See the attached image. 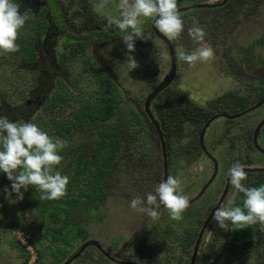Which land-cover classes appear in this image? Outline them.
<instances>
[{
  "label": "flooded vegetation",
  "instance_id": "1",
  "mask_svg": "<svg viewBox=\"0 0 264 264\" xmlns=\"http://www.w3.org/2000/svg\"><path fill=\"white\" fill-rule=\"evenodd\" d=\"M30 1L32 0H17L16 3L21 12H27L26 23L34 21L39 26L33 41L37 56L35 62L27 63L29 71L39 72L37 65L41 62L48 69L45 74L52 78L50 82L56 84L60 79L69 86L73 75L76 76L74 67L69 64L80 60L79 65L83 66L78 73L81 85H84L87 77L94 79L98 89L102 85L99 80L111 82L122 96L121 108L135 114L144 129L143 136L138 137L130 151L125 153L131 162L122 169L124 174L127 168L129 170L128 183L131 182L133 189L138 190V196L144 198L171 175L180 179L183 191L189 196V207L182 213V219L173 220L168 210L161 205L159 217L149 223L150 227L156 225L157 230L149 229L150 227L139 230L127 243L118 245V248L122 247L120 250L111 246L107 248L104 243L93 238L92 240L101 244L103 251L95 246L87 249L85 253L88 259L83 264H98L100 261L104 264H119V260L137 264H222L223 258H233L236 264L247 258L254 260V264H264V232L259 230L258 225L250 226L253 228L254 242L253 249L246 255L236 238L238 226L229 225L230 230L226 231L212 218L215 210L221 206H243V194L232 187L227 176L233 163L240 162L246 166L248 179L244 183L247 186L264 185V69L251 75H246L242 70L253 85L247 86L243 81V88L246 89L243 93L235 91L230 97L211 101L202 108L196 104L197 101L184 96V91L180 92L177 78L181 62L178 59L174 82L158 94L147 108L149 96L172 69L167 46L155 35L152 27L156 17L151 22L144 18V40H137L136 51L131 53L139 66L131 72L125 64L127 50L122 42L125 33L115 25L104 30L108 18H121L117 6L110 10L105 6L108 13L104 14L102 9L98 11L97 3L93 0H39L36 2L41 6L39 11L30 7L24 10L25 4ZM260 2L261 0H178V8L184 21L185 33L194 24L202 27L206 33L212 29L211 26L219 25L215 28L214 36H208L206 40L220 58L227 39H231L232 30L245 26L244 23L257 14ZM193 6L202 7L186 10ZM213 16H216L215 20L212 19ZM187 19H190L189 24H185ZM229 20L235 22L231 31H228ZM220 35L225 37L219 40L217 36ZM169 40L173 43L178 58L179 52H185V43L181 37ZM188 42H193L190 36ZM73 50L78 52L79 58L76 61L69 60L66 67L62 58L65 59ZM101 50H104V55H101ZM60 51H63L61 55ZM56 52L60 57L58 63H55L57 66H54L52 63ZM161 52L167 53L166 59L158 55ZM151 57L153 61L148 59ZM227 58L233 60L228 54ZM119 67L121 70L117 73ZM234 77L240 80L238 76ZM52 84L50 83L49 89ZM151 115L155 121L151 119ZM204 130L203 146L201 138ZM149 132L150 138L156 141V151L148 143ZM138 144L142 145L141 159L128 155L134 152V147ZM199 163L204 166L200 171L197 168ZM111 185L109 181L105 188L109 193ZM201 233L203 236L197 259L193 262L194 250ZM131 248L132 255L128 253Z\"/></svg>",
  "mask_w": 264,
  "mask_h": 264
},
{
  "label": "rangeland",
  "instance_id": "2",
  "mask_svg": "<svg viewBox=\"0 0 264 264\" xmlns=\"http://www.w3.org/2000/svg\"><path fill=\"white\" fill-rule=\"evenodd\" d=\"M37 1L39 0H32L29 3L25 4L24 10L28 9L29 7L35 11H39L40 5H37ZM95 3L98 4V0H93ZM119 3V0H118ZM117 5V0H108L106 6H108L109 10L114 8ZM36 6V7H33ZM103 13L107 14L108 9L103 8ZM258 12L253 18L248 19L244 24L243 27H237L236 29L232 30L231 39H227L225 50L221 52V57L218 58L216 56V52L214 50V58L208 61H197L194 65L190 66L183 60L181 62V70L178 74L177 85L180 87V92L184 96L191 97V99L197 101L196 104L204 108L207 104L211 101H219L220 98L225 96H231L232 93L235 91H242L246 89L243 88L245 84L253 85L243 73L242 70L246 75H251L253 72H258L260 69H264V3H260V6L257 8ZM99 11V8H98ZM100 12V11H99ZM114 14V13H113ZM103 15V14H101ZM205 15H203L204 18ZM234 17V16H233ZM152 18H145L147 21H152ZM216 16H213V20H215ZM193 22L195 19H191ZM190 23V19L185 21V24ZM234 20H229V28L228 31H231L232 25ZM219 25L211 26V30L209 33H206L205 40L208 36H214L215 28ZM223 29V26L221 27ZM26 36H35L36 29H32L30 27H24L21 30ZM223 30H221V34ZM54 34V33H53ZM185 31L181 34V37L184 39V42H188L186 38ZM168 37V36H167ZM221 37H225L224 35L217 36L219 40ZM169 38V37H168ZM215 38V37H212ZM233 38V39H232ZM170 39V38H169ZM61 40L59 41V43ZM190 42V41H189ZM188 42V43H189ZM205 46H210V43L206 40L204 41ZM201 47L200 44L196 42H191V44H185V52L190 53L191 51ZM181 52H184L182 50ZM63 51H60V55ZM74 54H78L77 51ZM152 55V52H150ZM228 56L232 57L233 60L227 58ZM59 53L56 52L53 57V65L55 66L58 63ZM79 57L75 58L76 60ZM150 61H153V58H148ZM80 61V60H79ZM79 61L74 64H69V66H73V70L75 74L81 72L83 69L82 65H79ZM26 60L21 59L20 65H17L15 69H17L16 73H30L27 67ZM56 63V64H55ZM2 64V63H1ZM57 66V65H56ZM179 66V63H178ZM59 67V66H58ZM121 68L117 69V73ZM12 69L6 68L5 73L11 75ZM7 76V78H8ZM234 76H238L240 80L235 78ZM1 77V73H0ZM30 79L29 85H32V79ZM88 80L85 82H90L91 79L87 77ZM101 80L104 82H101ZM99 80L102 85L107 83L105 79ZM52 81V78H51ZM68 82V81H67ZM50 87L52 90L56 88V84L54 82ZM65 83V82H63ZM93 83H96L93 80ZM70 91L74 93V96H77L78 90L77 87L70 82L69 86L65 84ZM16 81L9 78L8 81L5 79L0 83V92L3 93L4 97H0V107L5 105V108H0V117H6L12 122H33L34 118L40 117L41 109L35 111L31 110L32 112L26 113L27 118H19L20 112L15 107H25L24 101L26 100H34L37 101L36 93H33L34 88H28V84L22 86V90L28 88L26 90H31V93L21 95H17V88ZM81 87L80 90H83L85 96L87 95V85L79 86ZM128 89H132L129 86H126ZM95 88V86H94ZM242 88V89H241ZM89 89V88H88ZM93 89V88H92ZM25 90V91H26ZM90 90V89H89ZM91 91V90H90ZM6 94V96L4 95ZM52 93V92H51ZM51 93L47 96V100L50 99ZM30 96V97H28ZM40 98V97H39ZM24 99V100H23ZM189 100V99H188ZM192 100V101H193ZM126 105V104H125ZM10 107V108H9ZM125 107V106H123ZM79 108L76 105L74 108L71 106L70 108L65 110V114H68L74 110ZM127 108V107H126ZM20 108H18L19 110ZM123 108L121 111H124ZM43 117L39 118L42 119ZM56 119V118H55ZM151 133H148V143L151 145V148L156 151V141L155 139L150 138ZM68 142V147L64 150L70 149L71 147H75L80 144H86L88 146V150H92V148L96 147V143L99 141V136L96 132L91 129L86 131H75L72 136L68 138H64ZM145 142V141H144ZM154 147H153V146ZM129 156L136 157L141 159L142 156V145L138 144L134 147V152L128 153ZM127 154H125L123 160L119 162V166L115 170L114 176L111 178L110 182L112 183L109 190H107L108 198L107 202H105L102 207H98L94 209L93 212L86 213V217H84V209H80L79 214L81 215L80 219L77 222L80 223L89 233L87 235V240H92L95 238L96 240L101 241L104 243L107 248L114 247L115 249H122V247L118 248V245L122 243H127L129 239L135 235L139 230H144L145 228H149L150 220H152L146 213L140 212L138 210H133L130 207L128 202L138 196V190L133 189V184L130 182L128 183L129 174L128 168L126 173L122 172V169L127 167V165L131 164V162L127 158ZM198 171L204 168L203 164L199 163ZM196 170V168H194ZM193 170V171H194ZM132 171V169L130 170ZM196 171V172H198ZM199 175V174H197ZM126 177V178H125ZM127 179V181H126ZM11 181L8 180L6 183H0V264H21L23 261L22 253L20 252L21 243L19 242L16 234L17 227H23L25 230L26 235H31L32 241L36 242L45 230V226L43 224V215L38 210L36 211L35 207L32 205V200H28L26 195L23 191V200H19L16 197V194H9L5 191V189L11 190ZM122 197V198H121ZM35 201L37 199L35 198ZM122 201L123 203H120ZM31 206V207H30ZM88 205L86 208L92 209ZM98 210V211H97ZM97 213V214H96ZM149 229L157 230V226H151ZM86 240V241H87ZM85 239L81 237L78 239L74 247L70 249V254H74L75 250L78 249L82 244H84ZM48 244L50 247L48 248ZM40 252L42 253L41 264H53L55 259L57 258L51 251L58 252L57 247L65 246L64 241L60 240V242H44V244H37ZM132 246V245H131ZM129 250V249H128ZM126 252V250H123ZM128 253H133V248L130 249ZM27 255V253H26ZM54 255V256H53ZM28 257V256H27ZM130 257V256H129ZM224 261V262H223ZM85 262L83 259L78 262L77 264H83ZM222 264H236L235 259L226 258L222 259ZM86 264H93V263H86ZM98 264H104L103 262H98ZM239 264H254V260L250 259H241Z\"/></svg>",
  "mask_w": 264,
  "mask_h": 264
},
{
  "label": "trees",
  "instance_id": "3",
  "mask_svg": "<svg viewBox=\"0 0 264 264\" xmlns=\"http://www.w3.org/2000/svg\"><path fill=\"white\" fill-rule=\"evenodd\" d=\"M12 2L17 3V0H12ZM260 3H264V0H261ZM24 27H30L31 30L39 29L34 21H28ZM185 36L187 39L189 38L188 34ZM181 39L184 41L182 37ZM33 41L34 36H26L20 31L17 40L20 51L15 53L0 51V83L4 79L8 81L12 77L16 81L15 87H18L16 90L17 95H21L19 92L21 90L23 97L24 94L31 93V90L35 87L33 93H36L37 101L26 100L24 101L25 107L14 108L20 112L19 118H27L26 113L41 109L39 118H43H34L32 123H35L50 137L65 140L64 138L72 136L75 131H86L88 129L93 130L99 136V141L92 150H88V146L83 143L59 153L62 155L63 160L60 165L55 166L56 170L60 171L62 175H67L70 180L67 186V194L64 197L58 200H43L41 197L44 193L35 186H30L27 191H24L26 198L33 201L32 205L36 211L38 210L43 215L45 230L38 237L37 244L64 241L65 246L57 247V253L51 251L57 257L53 264H64L73 255L70 254V249L74 247L75 242L81 237L85 241L87 240L85 237L89 232L77 222L81 217L79 214L80 209H84V217H86L88 211L91 213L94 209L104 206L103 204L107 202L108 198L105 188L108 187L109 181L114 176L117 164L123 160L125 153L130 151L137 138L143 136L144 129L135 114L121 111L123 109L121 108L122 96L118 89L107 80V83L100 85L99 89L93 83V78L90 82H85V85L91 90L87 88L88 91L85 96L83 90H80L81 87H79L82 85L80 83L81 77L78 74L80 72H78L75 74L76 76L73 75V79L71 78V83L78 90L77 96H74V93L60 79L56 81L55 89H49L51 78L45 74L48 69L41 62L37 65V69L41 74L36 71L17 74L15 67L20 65L21 59L26 60L25 63L35 62L37 55ZM184 43L188 44V42ZM74 51L65 59L62 58L64 66H68L69 60L76 61L75 58L79 57V54H74ZM6 68L12 69L11 75L8 76L5 73ZM28 76L32 79V85H29L30 79ZM101 82H104V80H101ZM25 84H28V88L32 86V89L30 91L26 90L28 88L22 90L21 88ZM50 93L51 97L47 100ZM4 95L6 96L5 93ZM0 97H4L2 92H0ZM76 105L79 106L77 110L65 114L66 109L71 106L74 108ZM5 107V105H2L0 108ZM18 108L20 109L18 110ZM6 182H8L7 175L0 173V183L4 184ZM35 198L37 201H35ZM88 205H91V210L86 208ZM252 230L253 228L250 226L245 228L238 226L235 232L238 243L246 255L253 249ZM27 240L38 253L37 264H41L42 253L36 242L32 241L31 235H27ZM47 246L49 248L50 244ZM20 252L23 258L22 263H25L24 260L28 258V252L22 245L20 246Z\"/></svg>",
  "mask_w": 264,
  "mask_h": 264
},
{
  "label": "clouds",
  "instance_id": "4",
  "mask_svg": "<svg viewBox=\"0 0 264 264\" xmlns=\"http://www.w3.org/2000/svg\"><path fill=\"white\" fill-rule=\"evenodd\" d=\"M107 3L108 0H98L97 7L103 9ZM116 6L121 18H108L104 30L115 25L125 33L122 37L127 50L125 64L131 72L139 66L131 53L136 51V41L144 40V18L157 17L155 27L170 39L179 38L185 30L178 0H119ZM27 20V12H21L19 5L12 0H0V51H20L17 40ZM187 31L191 39L201 47L190 53L179 52L178 59L192 66L197 61L214 58L213 48L204 45L206 33L202 27L194 24ZM101 55H104V50H101ZM158 55L167 58V53L161 52ZM66 147V140L50 137L35 123L12 122L6 117H0V173L6 174L12 182L11 191L5 189L8 195L15 193L17 199L23 200V191L35 186L44 193L41 197L43 200L64 197L70 180L55 166L61 164L63 157L59 153ZM245 167L235 162L227 172L232 187L243 194V207L231 204L221 206L215 210L212 218L226 231L230 230L229 225L240 228L258 225L259 230L264 232V185L247 186L244 183L248 179ZM161 205L168 210L173 220L182 219V213L189 207V196L183 191L178 177L168 176L155 187L154 192H148L144 198L136 196L130 202L133 210L144 212L153 220L159 217Z\"/></svg>",
  "mask_w": 264,
  "mask_h": 264
},
{
  "label": "water",
  "instance_id": "5",
  "mask_svg": "<svg viewBox=\"0 0 264 264\" xmlns=\"http://www.w3.org/2000/svg\"><path fill=\"white\" fill-rule=\"evenodd\" d=\"M200 7H202V6H193L192 8H188L186 10L200 8ZM206 7H214V6H206ZM156 19H157V17H156ZM152 27H153V30L155 31V35L158 36L163 42H165V44L167 46V49H168L170 57H171L172 69H171L170 73L167 75V77L165 78V80L149 96V98L147 100V103H146V107L147 108H149L152 100L155 99L158 94H160L166 88H169V86H171V84L174 82V80H175V78L177 76V71H178V58H177L176 49H175L173 43L167 38V36H165L161 32H159V30L155 27V21H154ZM247 112H249V111H247ZM149 114H150V112H149ZM151 119L153 121H155V119L153 118L152 115H151ZM263 125H264V122H263L262 126ZM205 132L206 131L204 130V132L202 134V138H201V144L203 146H204V135H205ZM202 236H203V233H201L200 238L198 240V245H197V247L194 250L193 262H195L196 259H197V254H198V250H199V245H200L201 240H202ZM93 246H95L99 251L100 250L103 251V248H102L101 244L98 241H94V240L88 241L70 259H68L64 264H77L82 259L83 260L88 259L87 253H85V252L87 251V249L92 248ZM106 255L108 257L112 258L110 254L106 253ZM112 259L115 260V258H112ZM117 262L119 264H137V263H134V262H131V261H125V260H123V261L119 260Z\"/></svg>",
  "mask_w": 264,
  "mask_h": 264
},
{
  "label": "built area",
  "instance_id": "6",
  "mask_svg": "<svg viewBox=\"0 0 264 264\" xmlns=\"http://www.w3.org/2000/svg\"><path fill=\"white\" fill-rule=\"evenodd\" d=\"M16 234L19 242L28 252V258L24 260L25 263L22 264H37L38 262V253L34 250V248L30 245L27 240V235L23 227L16 228Z\"/></svg>",
  "mask_w": 264,
  "mask_h": 264
}]
</instances>
